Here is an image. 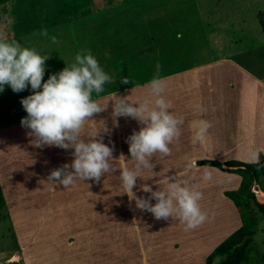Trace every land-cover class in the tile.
Masks as SVG:
<instances>
[{
  "label": "rangeland",
  "instance_id": "obj_1",
  "mask_svg": "<svg viewBox=\"0 0 264 264\" xmlns=\"http://www.w3.org/2000/svg\"><path fill=\"white\" fill-rule=\"evenodd\" d=\"M92 1L95 3L93 8L101 11L100 14L96 10V16L114 19L111 28L121 33L123 42L118 45L119 49L125 44L134 48L133 54L137 53L138 49L133 46L135 42L128 39L129 36L135 38L131 27L141 33L148 30L147 26L157 25L163 34L164 49L160 50L162 56L159 58L153 57L142 63L141 59L129 57L122 49L114 59L118 58V64H126L120 59L124 53L131 63L129 67L135 69H112V73H109L110 69H103L113 82L106 83L101 93L136 82L147 84L157 75V63L162 72L168 73L184 74L191 69H203L204 74L223 83L218 100L229 106L226 120L230 126L239 124L237 117L244 120L239 133L249 137L238 150L244 158L242 161L255 163L250 159L253 151L264 156V0H244L242 4H238V0ZM5 18L9 17L2 16L0 21ZM149 62L148 68L146 63ZM183 74L180 77H186ZM159 75H162L160 71ZM124 78L129 80L128 84L121 83ZM100 119L99 123L104 125L108 113L100 115ZM119 127L128 129L125 124ZM86 131L87 139L95 133L94 120L87 123ZM123 138L126 141L124 131ZM19 142L21 144H9L12 154L0 161L6 176L1 177L2 188L0 184L5 199V207L0 210V264H62V260L72 258L79 261L77 264H86L89 259L63 255L65 245L78 242H102L105 245L118 242V252L122 243H132L137 250V243L143 244L146 257L143 263L140 256L134 255L133 259L118 257L120 264H205L206 257L215 247L241 226L239 210L223 195L225 191L236 190L234 180L239 178L241 181L236 174L197 169L191 173L192 179L187 177L199 191H207L203 199L208 200L202 199L199 203L210 219L194 230L185 231V225L179 221L169 218L162 223L151 213L133 206L120 180L119 170L122 165L127 167V163L119 159L120 148L113 153L112 164L116 172L106 173L99 182L77 179L72 186L64 188L47 183V176L51 170L71 163V150L54 146L34 148L30 138H19ZM113 145L117 147L116 143ZM160 168L159 176L168 173V176L184 178L175 168ZM205 174L210 179L205 180ZM144 175L147 173L142 171L141 180ZM140 178L136 185L141 183ZM6 187L10 191H2ZM152 187L157 189L159 186ZM133 191L137 196H148L142 194L138 185ZM252 192L264 205V194L258 193L262 192V179L253 185ZM255 213L257 227L246 264H264V227H261L264 216L256 210ZM132 231H136L133 240ZM257 234L258 240L254 239ZM189 251L191 258L185 256Z\"/></svg>",
  "mask_w": 264,
  "mask_h": 264
},
{
  "label": "clouds",
  "instance_id": "obj_2",
  "mask_svg": "<svg viewBox=\"0 0 264 264\" xmlns=\"http://www.w3.org/2000/svg\"><path fill=\"white\" fill-rule=\"evenodd\" d=\"M42 38H48L53 44L58 43L55 35L49 36L47 30L34 33ZM49 56L40 55L35 48L23 46L19 41L10 39L0 32V92L4 86H9L14 93H19L30 85L32 94L21 99L20 103L27 113L20 121L21 127L28 131L34 148L57 147L71 150V163L51 170L47 183L72 186L75 180H94L99 182L106 173L116 172L112 164L114 147L103 142L100 133H94L87 140L81 138L82 130L94 114L103 112L97 102L92 99V93L104 91L106 83L113 82L105 73L90 50H80L76 53L74 62L60 72L49 76L43 81L45 62ZM160 65H157V75L143 87L147 94L139 101H131L130 96L120 98L113 94L112 117H125L136 120L139 131L133 130L127 137L129 161L132 167L119 170L122 188L130 201L135 202L136 209L151 213L156 220L175 219L185 225V231L194 230L210 218L200 207L203 194L198 188L177 176H168L166 186L157 190L144 184L141 186L147 197L137 196L133 191L142 171L147 170L154 177L159 173L153 171L155 165L151 159L159 153L161 156L171 154L170 145L179 140L183 118H177L169 109L171 102L164 98L166 80L159 76ZM121 83L128 84L124 78ZM199 112V105L194 106ZM193 144L206 142L211 123L203 119H194L190 124ZM109 130L105 128L107 134ZM259 151L250 154L252 162L259 163ZM119 159H126L121 155ZM187 159V158H186ZM195 167L194 160H188L184 166V174ZM210 179L208 174L203 177ZM155 201L153 204L152 201ZM264 227V224L261 225ZM259 234L254 239H259ZM222 257H216L213 264H219Z\"/></svg>",
  "mask_w": 264,
  "mask_h": 264
},
{
  "label": "crops",
  "instance_id": "obj_3",
  "mask_svg": "<svg viewBox=\"0 0 264 264\" xmlns=\"http://www.w3.org/2000/svg\"><path fill=\"white\" fill-rule=\"evenodd\" d=\"M240 3H244V0H238V4ZM94 5L95 3L91 0L88 7L90 12L86 16L77 17L68 20L61 25L44 29L48 31L49 36L55 35L57 37L58 43L55 44H53L48 38L33 35L34 33L23 36H15L13 32L12 18H5L0 21V32L7 34L10 39L19 41L23 46L35 48L42 56H49V59L45 62L46 70L43 78V81L45 82L49 76L60 72L66 67V65L73 63L76 53L80 50H90L91 54L97 59L102 69H110L109 73H112V69H135L133 67H129L131 63L125 59L126 55L124 53L120 56V59H122L123 62H126V64H118V58L114 59V57H117L118 53L122 49L126 50L129 57L136 60L141 59L140 61L142 63L143 60H150L153 57L159 58L162 56L160 54V50H163L164 48H162L163 34L160 27L157 25L154 27L147 26L148 30L142 31L141 33H136V27H131L133 30L131 33L135 34V38L132 39V36H129L128 39L133 40L136 44L133 46L138 49L137 53L133 54L134 48L131 46L127 47L124 44L122 48H118V45L123 42L119 35L121 33H118V30H112L111 28L113 26L114 19H106L101 15L96 16L98 12L95 11L98 10L100 14L101 11L97 7L93 8ZM40 32L41 31L35 33ZM103 61L105 62L103 63ZM150 64V62L146 63L148 68ZM122 65H126V67H122ZM201 70L203 69H191L186 71L184 74L176 72L168 73L164 71L162 72V68L160 66V72L162 75L159 76L166 80L167 85L163 95L164 98L167 101H170L172 105L169 111L177 118L182 117L184 123L181 125V135L179 140L170 145L171 154L168 156H161L157 153L151 159L150 162L155 165L153 169L155 173L160 174L159 170H161V166L169 169L175 168L179 170L181 175H184L183 180L188 181L187 177L192 179L191 173L197 169L200 171L215 170L218 174L224 173L213 167L198 166L196 165L197 161L236 160L243 162L242 159L244 158L240 156L242 153H239L238 150L245 145L246 139L249 137H244V135H240L239 133L240 129L243 127L242 123L244 120L243 118L237 117L236 121L239 124L235 127L230 126L228 120H226L229 112V106L227 104L223 105L218 100V92L224 88L223 83L220 79L215 80L212 76L204 74ZM197 71L198 73H194ZM182 74L186 77H180ZM177 80L179 82L185 81L182 84H177ZM142 83L143 82H136V84H131L130 86L121 89H113L105 93L97 94L93 92L92 99L105 110L101 113L94 114L93 118H90L91 120L86 122L81 134V138L85 139L87 133V123L94 120L95 133H100L103 136V142L106 145L108 144L109 147H114L113 153H115V149L118 152V149L120 148L119 153L126 157V159L123 160L127 163L128 168H131L133 165L132 162L128 160L130 159L128 151L129 146L125 142V138H123V131L126 136L129 137L133 130L139 131L140 125L136 120L125 117L116 118V122L114 123V118L112 117V98L113 94L116 93V95L120 98L130 96L129 99L133 102L142 100L147 94V89L143 87L145 84ZM199 88H201V90L198 91L197 89ZM31 94L32 90L30 85L26 90L19 93H14L9 86L5 85L4 91L0 92V161L2 158H7L12 154L10 153L11 149L8 148L9 144L14 143L15 145H18L21 144L19 142V138H30L28 136L29 130L22 128L20 124L21 119L27 115L20 101ZM195 105H199L202 110L199 112L195 111ZM107 113V124H100V115L105 116ZM194 119H203L210 122L212 125V127L208 129L207 139L203 144H193L192 142V130L190 124ZM123 124H125L129 130L126 129L125 131V129L119 127H123ZM105 128L109 130L108 134L103 133ZM113 143H116L117 147H115ZM231 155H235L232 157L234 159H230ZM188 160H194L195 167L187 174H184V166ZM121 168H123V165ZM144 171L147 175H144L145 177H143L142 180L140 178L141 183H138V186L141 187L144 184L158 186L156 184V180L160 182V185L166 186V178L169 175L168 173H162L161 176L158 175L156 176L157 178H152L147 170ZM230 174L232 175V173ZM1 177L2 179L3 177L6 178L3 167L0 165V184L2 183ZM234 181L235 189H237L240 180L238 178ZM5 183L7 184V182ZM201 185L204 186L202 182ZM7 187L10 186L7 185ZM7 187L2 191H10ZM153 190L155 191L157 189ZM140 192L141 191H138L139 194ZM142 194L144 193L142 192ZM202 194H207V191ZM206 200L208 199H203L202 201ZM220 202L223 203L222 201ZM132 204L135 206L134 201ZM132 214H135L134 209ZM136 218L137 217H135V219ZM161 221L162 223L164 222V220ZM174 221L177 220L174 219ZM132 232L130 233L133 236V240L135 238L134 232L136 231ZM117 243L118 242H114L112 244L105 245V243L102 242H78L65 245L63 250L61 248L60 249L65 251L63 252L64 256L68 255L69 257H72L77 255L79 257L89 259L88 261H85L86 264H120L121 259H118V257L123 259H133L134 255L140 256L143 263V260H145L146 257L144 258L145 251L142 243H137L138 250L132 247V243H122L119 248L121 249L120 252L117 250L119 246ZM122 251H124V253ZM133 251L135 254H132ZM185 256L191 258V251H189ZM72 259L73 260H62V264H77V262H79L75 258Z\"/></svg>",
  "mask_w": 264,
  "mask_h": 264
},
{
  "label": "trees",
  "instance_id": "obj_4",
  "mask_svg": "<svg viewBox=\"0 0 264 264\" xmlns=\"http://www.w3.org/2000/svg\"><path fill=\"white\" fill-rule=\"evenodd\" d=\"M90 2L91 0H0V18H12L15 36H23L86 16L90 12ZM196 165L213 167L241 177L236 190L223 193L239 210L241 226L215 247L206 257L205 264H213L218 256L222 257L219 264H246L257 227L255 210L264 216V205L256 200L252 192L253 185L262 179L264 194V158L259 156V163L201 160ZM4 207L5 201L0 188V210Z\"/></svg>",
  "mask_w": 264,
  "mask_h": 264
},
{
  "label": "built area",
  "instance_id": "obj_5",
  "mask_svg": "<svg viewBox=\"0 0 264 264\" xmlns=\"http://www.w3.org/2000/svg\"><path fill=\"white\" fill-rule=\"evenodd\" d=\"M263 106H264V101H263Z\"/></svg>",
  "mask_w": 264,
  "mask_h": 264
},
{
  "label": "bare ground",
  "instance_id": "obj_6",
  "mask_svg": "<svg viewBox=\"0 0 264 264\" xmlns=\"http://www.w3.org/2000/svg\"><path fill=\"white\" fill-rule=\"evenodd\" d=\"M263 193V192H262Z\"/></svg>",
  "mask_w": 264,
  "mask_h": 264
}]
</instances>
